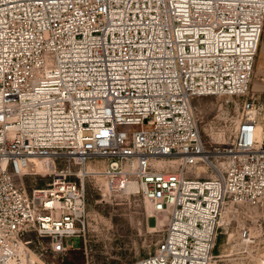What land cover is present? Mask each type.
<instances>
[{
  "label": "built area",
  "instance_id": "obj_1",
  "mask_svg": "<svg viewBox=\"0 0 264 264\" xmlns=\"http://www.w3.org/2000/svg\"><path fill=\"white\" fill-rule=\"evenodd\" d=\"M262 32L264 0H0V264L81 248L65 241L84 235L85 179L164 220L123 264H264ZM203 97L238 101L220 141ZM35 159L51 178L29 189Z\"/></svg>",
  "mask_w": 264,
  "mask_h": 264
},
{
  "label": "rangeland",
  "instance_id": "obj_2",
  "mask_svg": "<svg viewBox=\"0 0 264 264\" xmlns=\"http://www.w3.org/2000/svg\"><path fill=\"white\" fill-rule=\"evenodd\" d=\"M259 49V48H258ZM258 53V51H257ZM257 54L255 57L256 62ZM256 73V74H255ZM257 75V76H256ZM264 83V75L259 74L254 63V75L251 88ZM264 96V90H255ZM236 99L203 97L195 100L197 115L203 136L211 141L221 140V131L228 119L236 113ZM72 170L76 167L71 166ZM74 178V176H72ZM51 178L50 173L40 170L36 174L23 177L27 188L42 187ZM87 216L84 235L66 239V244L81 248L65 254L51 255L43 253V258L50 264H123L130 263L152 251L162 237L164 220L155 217L149 205L138 194L109 192L100 180L85 179ZM34 239L33 234L27 235ZM36 250L45 246V240H34ZM225 237H218L215 253L224 252ZM85 246L87 255L82 250ZM246 253H244L245 255ZM240 254L221 257L212 264H241ZM31 257L37 260L31 253Z\"/></svg>",
  "mask_w": 264,
  "mask_h": 264
},
{
  "label": "crops",
  "instance_id": "obj_3",
  "mask_svg": "<svg viewBox=\"0 0 264 264\" xmlns=\"http://www.w3.org/2000/svg\"><path fill=\"white\" fill-rule=\"evenodd\" d=\"M255 63H256V69L259 72V74L264 75V32H262V35H261L259 49H258L257 58H256ZM253 88L255 90H264V83L254 85Z\"/></svg>",
  "mask_w": 264,
  "mask_h": 264
},
{
  "label": "bare ground",
  "instance_id": "obj_4",
  "mask_svg": "<svg viewBox=\"0 0 264 264\" xmlns=\"http://www.w3.org/2000/svg\"><path fill=\"white\" fill-rule=\"evenodd\" d=\"M34 161H35V168L36 169L39 168L42 171H44L45 173L48 171V169H49L48 162H46L45 160H42V159H35Z\"/></svg>",
  "mask_w": 264,
  "mask_h": 264
}]
</instances>
